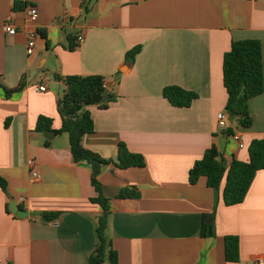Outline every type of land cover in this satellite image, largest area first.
<instances>
[{
    "label": "crops",
    "instance_id": "obj_1",
    "mask_svg": "<svg viewBox=\"0 0 264 264\" xmlns=\"http://www.w3.org/2000/svg\"><path fill=\"white\" fill-rule=\"evenodd\" d=\"M30 6L39 12V37L28 56ZM7 22L16 35L4 31ZM79 36L84 42L70 51ZM248 39L260 41L264 69V0H0V177L7 183L6 192L0 188V263L87 264L96 247L103 210L91 201L98 193L90 166L73 160L67 134L54 133L46 145L35 131L39 116L51 118L53 130L62 126L57 102L65 86L55 74L102 75L118 96L107 109L89 108L95 132L83 138L84 148L116 160L125 143L146 161L126 170L107 165L99 177L110 199L108 236L117 264H255L264 256V170L244 201L230 207L222 198L225 180L219 192L206 178L188 180L213 145L228 167L249 162L251 142L264 137V91L249 102V129L230 120L244 148L217 122L228 99L223 57L233 41ZM138 46L135 59H126ZM20 85L6 97L3 87ZM173 85L198 99L188 108L172 106L163 90ZM124 188L140 198L117 199ZM12 201L26 217L11 212ZM216 202V236L204 238L202 217ZM227 236L239 238L237 262L225 258Z\"/></svg>",
    "mask_w": 264,
    "mask_h": 264
},
{
    "label": "trees",
    "instance_id": "obj_2",
    "mask_svg": "<svg viewBox=\"0 0 264 264\" xmlns=\"http://www.w3.org/2000/svg\"><path fill=\"white\" fill-rule=\"evenodd\" d=\"M41 35L45 37L44 33ZM76 48L77 44L71 40L68 49L73 51ZM140 50V46L130 50L126 59L133 61ZM54 79L65 86L64 92L57 102L62 126L59 130H53V120L46 116H39L35 131L38 133L52 131L57 136L67 134L73 160L76 163L84 162L90 166L92 185L98 193V197L91 199V201L99 204L103 212L96 226V247L87 264H105L106 262L117 264L118 254L108 236L110 199L102 194L99 177L103 169L110 164H114L122 170L144 168L146 166L145 158L141 154L131 152L125 143L118 145L116 160L104 159L97 153L84 148L83 138L95 132L94 121L89 108L97 106L101 109H107L118 98L115 93L106 88L104 76H62L55 74ZM223 81L228 94L226 111L230 115V120L235 121L237 126L243 129H249L253 125L249 102L264 91L263 56L260 41L248 39L232 42L230 51L225 53L223 57ZM21 89L22 85L15 89L3 87L6 97H10ZM163 96L172 106L177 108H188L194 100L198 99L196 93L174 85L165 87ZM7 126L8 121H6ZM226 133L232 134L233 131L228 128ZM45 143L50 145L51 142L46 140ZM248 150L249 162L233 160L227 167L220 158L217 147L213 145L190 169L188 175L190 185H196L201 178H206L207 186L219 192L221 183L225 180L222 191L224 204L228 207L241 204L256 174L264 170V137L253 140ZM0 188L4 192L7 191V183L2 177H0ZM116 198L139 199L140 193L133 188H124ZM216 210L217 202L213 212L204 214L202 217L201 236L204 238L216 236ZM42 216L45 219H54L57 214L43 213ZM225 258L228 262L238 261V237H225Z\"/></svg>",
    "mask_w": 264,
    "mask_h": 264
},
{
    "label": "built area",
    "instance_id": "obj_3",
    "mask_svg": "<svg viewBox=\"0 0 264 264\" xmlns=\"http://www.w3.org/2000/svg\"><path fill=\"white\" fill-rule=\"evenodd\" d=\"M25 12H26V17H27L29 24L32 25L31 28H28L26 30V35H27L26 54L28 56H31L35 52L37 39L39 37L38 30L34 27V25L38 21L39 12H38L37 8L32 7V6L26 8ZM4 31L8 35H16L17 28L12 22H7L4 24ZM83 42H84L83 37L79 36L76 40L77 47L80 46ZM38 90L39 91H45L46 86L45 85L39 86ZM217 122H218V125L220 128H222L223 130H227L229 128V123H230L229 113L227 111H223V112L218 113ZM232 138L235 142L238 143L240 148L245 147V145L242 141L241 135L239 133H233ZM28 164L30 167H33L34 161L29 160ZM32 177L35 180H39L41 178L40 174L36 171L32 172ZM0 264H2V263H0ZM255 264H264V256H257L255 258Z\"/></svg>",
    "mask_w": 264,
    "mask_h": 264
},
{
    "label": "water",
    "instance_id": "obj_4",
    "mask_svg": "<svg viewBox=\"0 0 264 264\" xmlns=\"http://www.w3.org/2000/svg\"><path fill=\"white\" fill-rule=\"evenodd\" d=\"M105 86H106L107 89L110 88L109 83H106ZM231 116H232V115H231ZM43 136H44L47 140H49V141H52V140L56 137V135H55L52 131H45V132L43 133ZM10 210H11V212H12L14 215H16V217H18V218H24V217L27 216L26 211L20 209V207L16 204L15 201H12V202L10 203Z\"/></svg>",
    "mask_w": 264,
    "mask_h": 264
}]
</instances>
